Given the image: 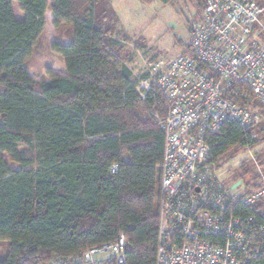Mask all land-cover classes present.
<instances>
[{
  "label": "trees",
  "instance_id": "obj_1",
  "mask_svg": "<svg viewBox=\"0 0 264 264\" xmlns=\"http://www.w3.org/2000/svg\"><path fill=\"white\" fill-rule=\"evenodd\" d=\"M105 1L0 0V246L8 247L0 264L75 259L121 234L125 264H156L161 122L169 103L155 80L148 74L137 80L120 59L112 28L97 27V7ZM198 1L203 11L206 0ZM47 10L54 28H71L69 43L51 45L67 74L50 72L51 80L39 81L26 63L45 31ZM142 82L150 88L139 89ZM226 98L264 118L246 86L233 87ZM259 135L264 122L251 130L225 122L207 136V164L222 169L232 153L254 148ZM238 170L243 195L261 189L264 183L251 184ZM232 212L255 217L264 229V198ZM260 243L253 264H264V233Z\"/></svg>",
  "mask_w": 264,
  "mask_h": 264
},
{
  "label": "built area",
  "instance_id": "obj_2",
  "mask_svg": "<svg viewBox=\"0 0 264 264\" xmlns=\"http://www.w3.org/2000/svg\"><path fill=\"white\" fill-rule=\"evenodd\" d=\"M148 66L169 103L161 122L156 264H253L264 229L255 217L232 210L263 199L264 184L251 195L227 184L221 169L207 164L206 139L227 121L249 130L264 122L257 110L226 98L244 85L264 108V7L256 0H206L200 20L190 26L186 53ZM126 249L121 234L115 243L51 264H125Z\"/></svg>",
  "mask_w": 264,
  "mask_h": 264
},
{
  "label": "rangeland",
  "instance_id": "obj_3",
  "mask_svg": "<svg viewBox=\"0 0 264 264\" xmlns=\"http://www.w3.org/2000/svg\"><path fill=\"white\" fill-rule=\"evenodd\" d=\"M200 4L198 0H179L176 5H163L160 2L144 5L137 0L105 1L97 7L96 25L104 29L112 28L110 38L122 46L119 57L133 71L137 80L147 74L151 78L150 63L186 53L190 26L202 16ZM45 20V31L33 56L26 63L33 78L39 81L51 80L50 72L67 74L62 57L51 50V45L55 41L69 43L71 37L69 26L53 27L50 10H47ZM148 84L142 82L140 89H147ZM258 138L259 143L254 148L232 153V158L222 167L223 177L231 187L243 186V182L234 175L238 169L240 174L247 172L244 178L251 184L264 183V135ZM258 176L262 180H257ZM7 253V244H1L0 259L5 258Z\"/></svg>",
  "mask_w": 264,
  "mask_h": 264
}]
</instances>
